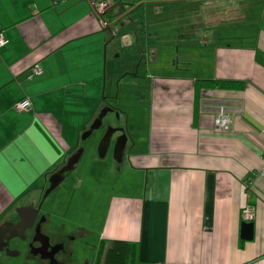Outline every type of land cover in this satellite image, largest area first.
I'll use <instances>...</instances> for the list:
<instances>
[{
    "label": "crops",
    "instance_id": "1",
    "mask_svg": "<svg viewBox=\"0 0 264 264\" xmlns=\"http://www.w3.org/2000/svg\"><path fill=\"white\" fill-rule=\"evenodd\" d=\"M208 5L183 25L180 41L193 50L172 60L175 70L151 67L147 37L146 74L127 79L142 53L117 9L103 25L89 0H0V223L41 197L123 82L146 105L147 137L124 150L128 165L117 167L127 177L110 196L99 241L135 242L133 264H264V0ZM122 44L130 56H120ZM198 78L243 85L195 95ZM23 98L29 109H16ZM220 107L228 132L214 126ZM242 222L253 223L250 240L240 238Z\"/></svg>",
    "mask_w": 264,
    "mask_h": 264
},
{
    "label": "rangeland",
    "instance_id": "2",
    "mask_svg": "<svg viewBox=\"0 0 264 264\" xmlns=\"http://www.w3.org/2000/svg\"><path fill=\"white\" fill-rule=\"evenodd\" d=\"M120 1L142 4L146 37L152 40L151 46L157 57L151 67L166 72L168 68L176 69L172 60L178 62L183 51L193 50L185 48V44L180 41L181 35L186 32L183 25L197 18L196 14H201L202 10L196 8H200L201 5L210 7L208 3H212L213 0ZM123 23L124 34L130 29V25L126 21ZM115 26L120 27L118 24L111 25L108 33L114 31ZM129 36L132 37L133 34ZM121 46L123 49V52L119 53L121 57L132 54L133 50L129 46L123 44ZM135 91L133 86L122 82L119 89L112 92L113 96H117L112 105L117 108L115 110L117 115L116 112H108L103 118L104 127L94 130L84 141H79L78 146L83 148V153L78 165L41 201L39 209L41 230L48 240L49 254H32L33 246L29 245L32 237L27 232L26 239L13 241L18 254L10 257L1 255L0 264H96L98 236L105 209L111 194L121 188V182L127 177L125 170L122 171L123 176L118 173L119 168L123 166L125 169L128 165L124 158L120 167H117L118 163L113 158V144L118 133L112 136L103 158L97 155V144L107 126L123 128L126 133L128 131L131 134L132 137L127 139L126 152L133 147L132 138H137V141L141 142L146 141V105H138ZM140 180L142 177L141 179L134 177L135 183ZM124 187L127 188L129 185ZM42 195L43 193L41 197Z\"/></svg>",
    "mask_w": 264,
    "mask_h": 264
},
{
    "label": "water",
    "instance_id": "3",
    "mask_svg": "<svg viewBox=\"0 0 264 264\" xmlns=\"http://www.w3.org/2000/svg\"><path fill=\"white\" fill-rule=\"evenodd\" d=\"M109 9L101 13L97 12V14L100 18H102L103 15L109 11ZM108 112H116L117 115V111H115L114 107L106 104L100 109L99 113L90 123V125L81 133V141H84L87 137H89L94 130L104 127L103 118ZM117 132H120V134L117 135L113 144V158L117 163H121L128 138L123 128H116L112 126H107L105 128L97 144V155L99 158L105 157L111 142V138ZM82 153V147L77 149L72 155H70V157H68L64 165H62L58 170L53 172L48 177V184L44 189L41 201L65 179L68 173L72 172L76 168L77 163L81 159ZM40 207L41 204H39L38 207H34L32 204L19 207L16 209L18 216L17 222L12 223L5 221L0 224V252L4 251L8 256L18 254L16 250L8 247V240L13 237H18L21 240L26 239L25 230L33 225ZM252 228V222H242L240 227V238L243 240H250L252 238ZM1 243H3L2 246ZM31 253L38 254L41 252L38 250L33 251L31 249Z\"/></svg>",
    "mask_w": 264,
    "mask_h": 264
},
{
    "label": "trees",
    "instance_id": "4",
    "mask_svg": "<svg viewBox=\"0 0 264 264\" xmlns=\"http://www.w3.org/2000/svg\"><path fill=\"white\" fill-rule=\"evenodd\" d=\"M55 1V0H54ZM102 1V0H95ZM110 1V9L106 12L101 21L105 22V25L111 24L115 20L114 9L123 14L124 18L131 22L134 28V35L136 44L138 45L142 55L138 61V65L133 73L127 72L123 77L130 78H142L146 74V60L144 56L145 47L148 44L145 26H144V13L142 4H129L120 0H107ZM115 4V6H113ZM113 6V7H112ZM120 14V15H121ZM119 21H115L118 24ZM1 33V31H0ZM3 34V33H2ZM32 68V67H31ZM32 74V73H31ZM34 75V74H32ZM243 85L241 81L228 80V79H214V78H198L194 80V92L195 95L199 93L202 88H240ZM105 98L110 96L105 95ZM114 98V97H113ZM82 142V141H81ZM135 242H129L121 239H101L98 246V259L96 264H133L135 255Z\"/></svg>",
    "mask_w": 264,
    "mask_h": 264
},
{
    "label": "built area",
    "instance_id": "5",
    "mask_svg": "<svg viewBox=\"0 0 264 264\" xmlns=\"http://www.w3.org/2000/svg\"><path fill=\"white\" fill-rule=\"evenodd\" d=\"M92 3L93 8L96 12H103L110 8V1L102 0V1H95L89 0ZM102 24L105 25V22L102 21ZM4 35L0 33V45L4 41ZM40 72V68L37 64H34L31 68L32 74H38ZM29 101L27 98H23L19 100L16 104V109L18 110H27L29 109ZM214 126L215 129L219 132H228L230 130V117L225 113L224 108L220 107L217 111V114L214 117ZM258 175L264 179V169L258 171Z\"/></svg>",
    "mask_w": 264,
    "mask_h": 264
},
{
    "label": "flooded vegetation",
    "instance_id": "6",
    "mask_svg": "<svg viewBox=\"0 0 264 264\" xmlns=\"http://www.w3.org/2000/svg\"><path fill=\"white\" fill-rule=\"evenodd\" d=\"M107 104H109V103H107ZM117 133L120 134V132H117ZM39 204H42L41 198L37 202L32 203V205H34V207H38ZM6 221H9V222H12V223L17 222L18 221L17 213H16V215L14 217H12L11 219L6 220ZM40 222H41L40 221V213H39V210H38V213H37V216H36V219H35L33 225L30 228H28V229L25 230V236L27 235V232H29L30 237H32L30 239L31 242L29 243V245H31V247L33 246L32 247V250L33 251L34 250H38L41 253L47 255V254H49L48 253V250H50V249L47 248L48 247V240L45 237V235H43V233H42L41 223ZM2 223H0V224H2ZM14 240H20V241H22L18 237H13V238L9 239L8 240V247L11 248V249H14V244H13V241ZM33 240H36V241H33ZM2 244L3 243H1V246H2ZM1 253L4 254L5 252L4 251H1Z\"/></svg>",
    "mask_w": 264,
    "mask_h": 264
}]
</instances>
